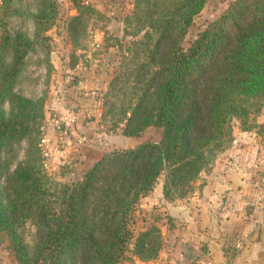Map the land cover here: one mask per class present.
Here are the masks:
<instances>
[{
	"label": "trees",
	"instance_id": "obj_1",
	"mask_svg": "<svg viewBox=\"0 0 264 264\" xmlns=\"http://www.w3.org/2000/svg\"><path fill=\"white\" fill-rule=\"evenodd\" d=\"M0 1V18L14 13L11 0ZM71 2L76 15L67 30L76 35L79 27L80 35L95 11L84 0ZM38 3L35 40L0 21V237L18 264H117L129 237L126 215L138 197L162 173L163 196H182L231 140V119L244 124L264 106V0L231 1L185 48L183 36L205 0H133L123 19L131 37L124 63L133 65L111 80L121 78L120 90H127L118 123L126 136L160 127V140L108 152L70 183L54 180L40 162L42 98L13 91L24 57L44 43L41 32L55 15L53 0ZM255 127L264 144V124ZM22 141L25 159L9 172L12 145ZM28 223L40 231L31 252L23 238ZM160 246L150 225L135 236L132 253L147 261Z\"/></svg>",
	"mask_w": 264,
	"mask_h": 264
},
{
	"label": "rangeland",
	"instance_id": "obj_2",
	"mask_svg": "<svg viewBox=\"0 0 264 264\" xmlns=\"http://www.w3.org/2000/svg\"><path fill=\"white\" fill-rule=\"evenodd\" d=\"M53 1V21L41 32L45 36L43 46L36 43L26 54L13 91L29 99L42 98L43 118L37 145L40 162L54 180L70 183L108 152L142 142H158L161 128L148 126L136 136H126L121 132L122 122L118 123V104L127 90L124 93L120 90L124 85L121 78L113 83L111 80L117 73L127 74L133 65L131 59L124 63V58L130 55L125 53V47L131 37L123 22L132 10L133 0H84L95 12L80 35L79 27L76 35L67 30L69 18L76 15L71 0ZM231 1L205 0L187 27L182 46L187 47ZM9 5L14 13L2 16L0 21L11 32L22 31L29 39H37L32 15L38 9V0H11ZM68 89L73 90L72 99H68ZM71 100L75 103L71 104ZM3 108L6 113L8 105L5 103ZM79 115L87 122L91 134L86 136L85 130H76ZM47 124L66 141L56 139L54 143L58 145H54L52 136L45 133ZM258 124H264V106L250 113L244 124L233 117L231 140L215 151L182 196L171 193L165 198L162 192L165 176L160 174L126 215L129 237L117 264L157 263L159 257H164L160 256L164 248L168 253L182 249L188 260H193L192 235L211 232L204 223L216 224L217 235L221 232L223 240L243 239L247 245L244 249L263 256L260 260L264 261V144L256 133ZM25 145L24 141L12 145L15 153L9 158V172L25 159ZM150 225L158 229L161 246L154 258L141 261L132 253V242L139 231ZM39 233L33 224H25L23 238L29 252ZM6 245L0 237V264H18Z\"/></svg>",
	"mask_w": 264,
	"mask_h": 264
},
{
	"label": "crops",
	"instance_id": "obj_3",
	"mask_svg": "<svg viewBox=\"0 0 264 264\" xmlns=\"http://www.w3.org/2000/svg\"><path fill=\"white\" fill-rule=\"evenodd\" d=\"M67 95H68V99L70 98L72 99L73 90L68 89ZM74 103L75 102L71 100V104ZM87 126H88L87 122H84L83 118L80 117L79 115L75 123L76 130L78 132H82V130H85L87 136L88 134H91L90 131L91 129H88ZM45 133L47 134V136H52L51 142L54 145L55 144L58 145L57 143H54L56 139L60 142L61 139L64 138L63 136L60 137L58 132L55 133L54 128L50 124L46 125ZM64 140L66 141V138H64ZM204 225L205 227L207 226L206 230H211V232L210 235H208L207 232L205 234L192 235L193 238H192V243L190 245L192 246V248L191 247L190 248L193 252H195V256L193 257V260L192 259L188 260V256L182 251V249H179L177 252L175 250L171 252L169 251L168 253L167 249L164 248L163 252H160V256H164L163 259L159 257L157 263H153V264H257V263L264 264V261H262L263 256L259 257L258 255L251 254L246 249H244L246 244L243 241V239L241 240L240 238L239 239L224 238L223 240V237L221 236L222 235L221 232H219L218 234L219 236L217 235L218 227H216L217 226L216 224L214 225L211 223L210 224L204 223ZM199 226H201L200 223ZM219 226H221V224ZM193 229H195V227ZM226 240L227 241L229 240L228 241L229 246L225 244ZM172 249L173 248H171L170 250ZM230 250L234 252L229 253L228 251ZM261 258L262 260H260Z\"/></svg>",
	"mask_w": 264,
	"mask_h": 264
}]
</instances>
